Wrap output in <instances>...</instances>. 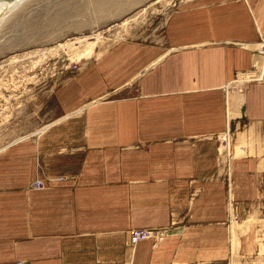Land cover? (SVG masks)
<instances>
[{
	"label": "crops",
	"instance_id": "1",
	"mask_svg": "<svg viewBox=\"0 0 264 264\" xmlns=\"http://www.w3.org/2000/svg\"><path fill=\"white\" fill-rule=\"evenodd\" d=\"M164 31L100 54L57 120L0 148V264L257 249L235 216L264 203V0H182Z\"/></svg>",
	"mask_w": 264,
	"mask_h": 264
},
{
	"label": "rangeland",
	"instance_id": "2",
	"mask_svg": "<svg viewBox=\"0 0 264 264\" xmlns=\"http://www.w3.org/2000/svg\"><path fill=\"white\" fill-rule=\"evenodd\" d=\"M180 1L22 0L4 10L0 148L57 120L69 106L74 84L118 42L159 43ZM238 217L241 240L246 241L248 231L258 244L247 253L243 248L235 264H264V203L258 215Z\"/></svg>",
	"mask_w": 264,
	"mask_h": 264
},
{
	"label": "bare ground",
	"instance_id": "3",
	"mask_svg": "<svg viewBox=\"0 0 264 264\" xmlns=\"http://www.w3.org/2000/svg\"><path fill=\"white\" fill-rule=\"evenodd\" d=\"M22 0H0V16H1V13H3V11L4 10H10V9H12L15 5L17 6V4L19 3V2H21ZM4 14V13H3ZM4 17V16H3ZM87 49V48H86ZM88 50V49H87ZM51 124V123H50ZM49 126V124L48 125H45L44 127H42V129L41 130H43V129H45V128H47ZM37 133V132H36ZM150 236V235H149ZM148 236V237H149ZM145 238H147V237H145ZM141 239H144V238H141ZM141 239H139V240H141ZM139 240H137V241H139ZM136 241V242H137ZM135 242V243H136Z\"/></svg>",
	"mask_w": 264,
	"mask_h": 264
},
{
	"label": "built area",
	"instance_id": "4",
	"mask_svg": "<svg viewBox=\"0 0 264 264\" xmlns=\"http://www.w3.org/2000/svg\"><path fill=\"white\" fill-rule=\"evenodd\" d=\"M237 217V216H235ZM150 231L143 230V229H133L130 232V242L131 244H134L137 240L141 238L148 237L150 235Z\"/></svg>",
	"mask_w": 264,
	"mask_h": 264
}]
</instances>
